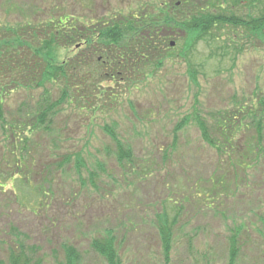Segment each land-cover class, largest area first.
<instances>
[{
  "label": "rangeland",
  "instance_id": "374dc122",
  "mask_svg": "<svg viewBox=\"0 0 264 264\" xmlns=\"http://www.w3.org/2000/svg\"><path fill=\"white\" fill-rule=\"evenodd\" d=\"M182 1L0 0V39L13 36V29L22 30L28 44L35 45V39L29 40L32 28L45 33L56 19L63 24L73 17L80 27H88L99 19L148 15L156 8L160 14L174 13L172 5L181 7ZM197 1L203 10L221 9L219 1ZM252 5L244 2L234 10L253 15L264 11V0ZM223 7L232 10L230 3ZM169 29L166 46L159 43L153 59H126L121 66L126 71L131 66L130 74L116 76L119 82L98 80L89 90L82 89V96L77 90L73 103L50 113L46 125L22 126L20 137L29 140L26 153L20 146L11 153L9 131L20 122L15 124L10 116L35 115L43 89L11 88L12 76L4 66L8 63L0 62V106L7 119L0 120L4 264L21 243L44 264H58L64 243L82 252V264H107L91 246L107 231L117 236L124 264H165L157 215L165 210L173 218L180 209L170 264H228L233 233L241 245L238 264H264V34L225 26L216 29L220 35L215 42L202 41L185 54L182 33ZM171 41H177L174 47ZM78 53L85 59L89 55L85 48ZM47 87L51 100H57L58 84ZM194 113L209 124L222 150L202 138ZM175 124H188L177 137ZM105 126L113 127L133 149L132 161H118ZM77 153L85 163L80 175ZM62 161L66 163L60 167ZM32 247H38V254Z\"/></svg>",
  "mask_w": 264,
  "mask_h": 264
},
{
  "label": "trees",
  "instance_id": "16d2710c",
  "mask_svg": "<svg viewBox=\"0 0 264 264\" xmlns=\"http://www.w3.org/2000/svg\"><path fill=\"white\" fill-rule=\"evenodd\" d=\"M216 1L221 2L219 3L221 9L203 10V7L201 4H198L197 0H183L181 7L176 4L175 6L172 5L173 11L175 10L174 13L167 12L166 14L163 12L160 14L158 13L160 10L156 8V10L148 15L143 13L137 17L132 15L125 19L113 18L108 22L99 19L88 27H80L79 21L73 19V17L63 24L58 21L59 19H56L55 23L49 22V27L45 33L32 28L31 35H34V37H29V40L35 39L33 40L35 45L28 44L26 33H23L22 30H10L13 32V36L0 39V62L5 61L8 63L7 65H3L11 73V88L13 86L14 89H43V95L38 101L35 115L31 118L26 116V118L18 119L14 118V115L10 116L11 121L15 122V124L20 122L18 127L16 125L12 126L13 128L9 131L13 139L11 145L14 144L11 153L14 154L19 146L21 152L26 153L28 151V136L20 137L22 131H25L22 127L25 124L30 122L29 124H35L38 127L41 124H45L49 119L50 113L59 111V106L65 102L73 103V94L77 90H79L78 95L82 96L83 91L81 94V90L86 88L89 90V87H94L98 83V80L119 82L116 76L124 72L130 74L129 70L131 66L128 67L127 71L125 70L126 68L121 66H125L126 59L131 58L133 62L143 60L145 62L153 59V52L159 51L160 45L166 46L165 42L170 38L166 32L167 28H171L169 29L171 31L182 33L183 37L181 40L185 54L187 50L193 49L202 41L215 42L219 39L220 35L219 32H216V29L219 30L225 26L243 28L252 35L263 36L264 11L260 15H253L252 11L239 13L234 10L235 6H240L244 2L252 5L257 0ZM225 3H230L232 10L227 12L226 8L223 7ZM252 6H256V4ZM178 10H181V13H178ZM2 34H0V37ZM70 45L76 47V51L72 52ZM24 48L26 50H24L23 54H20ZM82 48H85V52L89 54L87 59L82 57L83 53H78ZM150 52H152V55L147 57ZM63 53L66 54V59L60 60L59 56ZM72 53L76 54L70 57ZM157 62L161 64L162 60L158 58ZM81 63H84L85 66H82ZM144 66L143 64L142 69L145 68ZM75 70L77 72H74ZM194 73L195 71L191 69L190 74L192 77H194ZM49 84H58L60 96L57 100H51L52 98L47 87ZM263 104L262 106H264ZM194 114L196 125L200 130L202 138L211 146L222 150L221 145L216 146L209 124L205 123L198 113ZM3 119L7 121L2 114V107L0 106V120L3 121ZM262 123V119L257 123L258 139L262 138ZM186 125L188 124H175L174 133L176 137ZM20 127L21 132H18ZM4 128H6V125ZM104 131L116 144L118 161H132L134 157L133 149L121 140L116 130L113 127L105 126ZM229 136L226 131L225 138L227 140H230L228 139ZM14 140H19L18 144ZM174 140L175 142L173 141L172 146L175 147L177 139L174 137ZM22 155L25 156V154ZM73 158L74 156L71 155L67 159L71 161ZM64 163L66 161H62L59 166L61 167ZM84 164L82 155L77 153L75 156V166L79 175ZM18 175H15V178ZM46 191L49 192V189L44 190L41 194L44 196ZM180 214L181 209L177 210L173 218L165 210L157 215L158 234L165 264L171 263L174 229ZM19 246V251H17L19 247L11 250L8 264H44L42 257L34 258L22 243ZM91 246L106 260L107 264H124L119 252V241L114 232L107 231L106 235L93 239ZM32 248L33 252L38 254V247ZM62 250L64 256L60 261L58 260V264H82L83 254L76 246L64 243L62 244ZM240 253L239 235L233 233L229 245L228 264H238ZM0 264H4V262L0 260Z\"/></svg>",
  "mask_w": 264,
  "mask_h": 264
},
{
  "label": "water",
  "instance_id": "95a60500",
  "mask_svg": "<svg viewBox=\"0 0 264 264\" xmlns=\"http://www.w3.org/2000/svg\"><path fill=\"white\" fill-rule=\"evenodd\" d=\"M174 44H175V43H174V42H172V44H171V45L173 46Z\"/></svg>",
  "mask_w": 264,
  "mask_h": 264
}]
</instances>
